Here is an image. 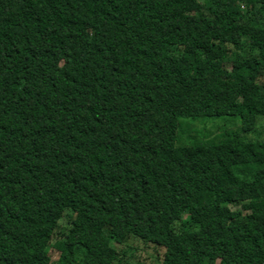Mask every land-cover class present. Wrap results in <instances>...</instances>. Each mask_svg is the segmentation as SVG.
<instances>
[{
  "label": "trees",
  "instance_id": "obj_1",
  "mask_svg": "<svg viewBox=\"0 0 264 264\" xmlns=\"http://www.w3.org/2000/svg\"><path fill=\"white\" fill-rule=\"evenodd\" d=\"M263 122L264 0H0V264H264Z\"/></svg>",
  "mask_w": 264,
  "mask_h": 264
},
{
  "label": "rangeland",
  "instance_id": "obj_2",
  "mask_svg": "<svg viewBox=\"0 0 264 264\" xmlns=\"http://www.w3.org/2000/svg\"><path fill=\"white\" fill-rule=\"evenodd\" d=\"M178 126L175 132V144H191L193 142H209L217 141L221 138L222 133L233 131L238 126L237 118L229 116H212V117H200L191 119L189 117L181 116L177 120ZM258 138L264 137V122L261 126L257 127ZM248 136L253 137L254 133ZM232 208H239V205H231ZM183 220L186 219V215H183ZM131 239H127L124 245H135L136 253L140 250L141 245L137 242H130ZM146 251V249L144 248ZM47 253L51 259L57 258V252L53 248L48 247ZM146 255V254H145Z\"/></svg>",
  "mask_w": 264,
  "mask_h": 264
}]
</instances>
